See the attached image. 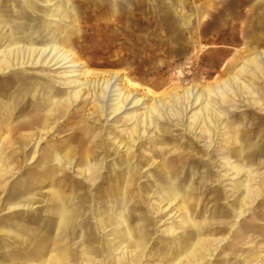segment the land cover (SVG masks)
<instances>
[{
  "label": "rangeland",
  "instance_id": "1",
  "mask_svg": "<svg viewBox=\"0 0 264 264\" xmlns=\"http://www.w3.org/2000/svg\"><path fill=\"white\" fill-rule=\"evenodd\" d=\"M163 1L167 9H160L156 0L129 4V11L137 16L142 13L144 20L141 25L135 19L125 24L137 31L150 32L149 39L155 34L153 47L143 50L137 44L130 59L124 50L115 56L109 50L89 48L85 42H73L68 47L57 40L73 51V60L80 63L78 69L29 63L26 70L0 73V167L5 166L7 180L20 177V157L10 149L13 144L8 147L6 128L16 120H9L7 114L16 112L22 97L29 99L36 90L23 92L21 82L25 76L30 79L49 74L55 85L53 93L58 94L54 97L60 104L53 112L52 126L40 130L38 142L33 143L38 159L46 151L52 156L50 163L57 169L59 181L67 189L84 194L83 198L92 193L93 206L85 199L81 208L89 226H96V212L109 211L112 206L125 209L130 216L129 222L123 217L115 218L114 226L101 232L110 233L108 242L120 240L102 264H223L227 232L240 231L238 227L247 236L239 245L244 250L241 256L246 258L256 251L257 256L261 255L259 263L264 264V70L250 62L257 49L263 52L260 53L264 59V31L258 26L264 25V0ZM175 6L182 21L173 26L165 11ZM173 29L177 37H173ZM249 29L251 32L245 35L243 31ZM32 44L47 42L40 39ZM242 53H246L245 60ZM236 54H240L238 62L242 63L228 65ZM5 58L1 52L0 64ZM110 72H118L119 78L117 92L105 107L96 95V90L99 92L96 83ZM231 74L248 84L251 105L245 104L249 97L244 96L243 102L242 97L230 94L235 85L232 82H226L228 90L224 94L214 92ZM77 81H87V85ZM191 86L211 94L205 101L194 102L186 115L169 110L153 117L147 114L148 107H155L156 98L169 106L175 101L182 106L188 104L182 100V94ZM44 90L37 89L35 96L47 95ZM120 92H133L140 102L133 107L126 105V109L113 115L122 97ZM210 106L218 113L221 127L214 141L209 138L212 134L206 131L205 122L196 123L193 119ZM207 121L214 124L209 118ZM35 175L41 184H36L23 199L16 187L6 184L8 205L2 211L8 248H28L31 241L40 237L51 246L46 203L50 185ZM128 191L130 197L125 202L123 195ZM172 192L177 197L174 202H170ZM11 199L20 205L11 207ZM105 199L106 205L102 202ZM233 204L241 207L237 221V212L230 208ZM225 210L231 213L226 214ZM224 216L227 224L223 222ZM258 222L260 229L253 232ZM125 223L135 237L129 246ZM225 225L227 230H223ZM184 244L187 251H182ZM174 248L179 249L178 254ZM52 253L38 262H63H58ZM59 253L62 255V251ZM100 256L91 252L89 262L78 259L76 264H99ZM61 258L64 260L65 256ZM7 259L18 262L15 255H8Z\"/></svg>",
  "mask_w": 264,
  "mask_h": 264
},
{
  "label": "crops",
  "instance_id": "2",
  "mask_svg": "<svg viewBox=\"0 0 264 264\" xmlns=\"http://www.w3.org/2000/svg\"><path fill=\"white\" fill-rule=\"evenodd\" d=\"M156 1L160 9L166 7L163 0ZM255 2L256 0H254V3ZM132 3L138 5L141 3V0H77L76 2L75 0H0V53L3 52L6 55L5 60H1L0 68H3V70H0V73L6 74L10 70L17 69L8 67L11 60L9 54L14 49L20 47L34 49L56 44L73 54V51L63 47L56 42L57 40H62L63 45L68 47H72L73 42H85L89 48H99L105 51L109 50L115 56H118L120 50H124V54L128 59L132 58L134 55L135 46L138 47V45H141L143 50L151 49L155 44V42H153L154 33L151 35L153 38L149 39L150 32L137 31L136 29H132L129 23L125 24L129 19H135L138 24L141 25V22L144 20L142 13L137 16L134 12L129 11L128 6ZM165 12L173 26L182 21L176 6ZM258 26L263 28L262 31H264L263 24ZM82 28L84 29L82 30ZM250 30L252 29L244 30L243 32L245 35H249L251 32ZM172 35L173 37H177L178 34L175 29H173ZM39 38L42 41H46L47 44H32L39 41ZM260 52L262 51L258 49L255 50L254 59L250 62L255 66H260L264 70V59L261 57L262 54ZM241 56L244 60L246 59V53H242ZM239 58L240 54H236L235 58L228 62V65L232 62H238ZM116 62L121 64L119 60H116ZM241 63L242 62H238V65ZM18 68L26 70L25 67ZM43 76H37L35 79H29L25 76L24 81L21 82V87L24 93H27L30 88L37 90L43 87L42 89H45L44 92L47 95L35 96L36 90H34L29 99L26 96L22 97V102L16 112H12V114L8 112L7 114L9 115V120H13V118L17 120L10 125L7 124L6 128L8 127V147L13 144V147L11 146L10 149L14 150L20 157V163L18 165L20 177L14 181L12 179L7 180L5 166L2 168L0 167V264H54V262H38L43 259V256H49L52 252L53 257L55 256L54 258L58 262L64 261L59 264H76L78 259L81 260L82 263H87L92 259L90 257L91 252L100 253L99 264H102L104 258L111 255L110 250L116 248L120 240L115 239V236L113 243L111 241L108 242L106 238L110 233L104 235L101 232H105L106 228L109 226H114L116 222L115 218L118 220V217H124L125 221L129 222L130 216H128V213L127 215L125 214V209L124 211L118 210L117 207L112 206L109 211L104 210L96 212L94 218H96L97 224L96 226H89L83 212H81V208L82 204L85 202L83 200L85 199L86 202L88 200L90 201L91 204H89V206H93L95 199L92 193L83 198L82 195L84 194L76 191L72 192L67 189L68 186L62 183V181H59L61 178L58 179L57 177V173L55 172L57 169L51 166L50 160H52V158L50 157L52 156H49V153L44 152L42 155L39 154L40 157L38 159V151L36 147L33 149V143L38 142L40 130L52 126V123H54L53 112L56 110L55 107L60 104V100L54 97L53 87L55 85L51 80L52 76L49 74H43ZM15 78H19L17 74ZM224 81L225 84H227L226 82H232L235 85L239 84V88H232L230 94L233 93L232 95L239 96L240 98L242 97L241 99L245 102L243 97H249L247 94L249 89V86H247L248 84L236 74H231L227 78H224ZM4 88L6 92L7 87ZM38 101L40 103H38ZM245 104L251 105L250 97ZM12 111H15V108H13ZM3 112H5V109ZM36 159L38 161L34 162ZM36 173L39 178L50 185L46 203L49 207V212L51 211L47 227L50 233L48 235H50L51 246L49 248V243H45V240L40 237L31 241L28 248H8L6 219L2 211H5L8 205L6 184L9 182L11 188L13 187L15 189L16 187L20 193L21 199H23L28 193L33 191L32 188L36 186V184H41V181L36 179ZM55 195L60 196V206L57 205L59 201H56L57 196ZM106 200L107 199L104 200L105 202L102 201L104 205L107 204ZM19 203L20 202L17 200L11 199L9 205L11 207H18V205H20ZM86 205H88V203H86ZM53 210L56 211V213ZM127 227V243L129 246L131 243H134L132 241L130 242L131 238L135 237L131 233L132 228L129 227V225H127ZM226 227L225 225L223 230H225ZM238 228L240 231L235 230L232 232L229 230L230 232H227V238L224 242L226 244L223 249V264H260L261 255L259 252V256L256 255V251L246 258L241 256L244 250H242L239 245L244 243L247 236L242 227ZM259 229L260 224L258 222L257 229L253 232H257ZM140 236L142 237V235ZM238 247L239 249H237ZM59 251H62V255ZM176 251L178 254L179 249L177 248ZM229 252L230 254L228 255ZM8 255L17 256L18 260L16 261L18 262H8ZM63 256H65V258H63L64 260L61 258ZM110 264H112V262Z\"/></svg>",
  "mask_w": 264,
  "mask_h": 264
},
{
  "label": "bare ground",
  "instance_id": "3",
  "mask_svg": "<svg viewBox=\"0 0 264 264\" xmlns=\"http://www.w3.org/2000/svg\"><path fill=\"white\" fill-rule=\"evenodd\" d=\"M28 44V43H27ZM30 45V44H29ZM42 47V46H41ZM9 56L11 57L10 60V65L8 66L9 68H17L18 67H26L27 64H32V63H39V64H43L44 66H49V65H55L56 67H74V69H78L80 66L79 61H74L73 60V55L72 53H70L69 51H67L66 49L58 46V45H49L43 48H34V49H28L25 47H20L17 49H14ZM82 65V63H81ZM7 68V67H6ZM8 68V69H9ZM50 68V67H49ZM73 69V70H74ZM0 70H3V68H0ZM75 71V70H74ZM43 76V75H42ZM44 77V76H43ZM37 78V77H36ZM46 78V77H45ZM59 78V77H58ZM69 78V77H68ZM118 72H110V75L107 78H104L101 82H97V86H99V92L98 90H96V95L97 97L102 99V102L104 104L105 107H107L109 105V98L114 96V92H117V84H118ZM27 79V77H26ZM35 79V78H34ZM40 79V78H39ZM43 79V78H42ZM47 80V79H46ZM34 81V80H33ZM48 81V80H47ZM93 81V80H92ZM25 83V82H24ZM42 83V82H41ZM78 84L80 85H87V81H77ZM30 84V82H29ZM47 85V84H46ZM73 85V84H72ZM22 86V85H21ZM33 86V85H31ZM52 87V86H51ZM74 87V86H73ZM43 88V87H42ZM96 88V86L94 87ZM233 88L238 89L239 87L236 85H233ZM27 89V88H26ZM54 89V87H53ZM52 89V90H53ZM94 90V89H93ZM228 90V86L224 84L222 85H218L215 87V93L218 95L224 94L225 91ZM50 92V91H49ZM62 93V92H61ZM111 93V94H110ZM95 94V93H94ZM211 93L206 91V90H199V88L191 86L189 87L183 94H182V100L183 101H188V104H184L179 105L178 102H174L172 103L170 106L165 103L161 98H156L154 99V103H155V107H148L147 108V114L151 117L158 115L159 112H163V114L168 113L169 111L172 112H181L184 115H186V110L187 109H192L195 105V103H198L202 100H207L209 95ZM56 95V94H55ZM61 95V94H60ZM120 95H122V97L120 98V101L118 102V104L114 107L113 109V115L118 114L119 112H121L123 109H126V105H128L129 107H133L135 105H137L140 102L139 98H134V94L133 92H127V93H122L120 92ZM39 98V97H38ZM26 100V99H25ZM44 101V100H43ZM83 101V100H82ZM45 102V101H44ZM48 102V101H47ZM52 102V101H51ZM195 102V103H194ZM38 103H40L38 101ZM47 104V103H46ZM28 105V104H27ZM29 106V105H28ZM46 106V105H45ZM44 106V107H45ZM27 109V108H26ZM23 111V110H22ZM21 111V112H22ZM26 111V110H25ZM105 112H107V109L105 110ZM20 113V112H19ZM82 113V112H81ZM100 113V112H99ZM22 115V114H20ZM69 115V114H68ZM109 115V114H108ZM107 115V116H108ZM9 116V115H8ZM18 116V115H16ZM33 116V115H32ZM80 116V115H79ZM64 117V116H63ZM81 117V116H80ZM76 118V117H75ZM186 118V117H185ZM211 119L214 121V124H209L207 119ZM19 119V118H18ZM64 119V118H63ZM193 119L196 121V123H200V122H205V128L206 131L209 132V134H212L209 138L210 140L214 141V135L216 134L217 130L220 129L221 127L219 126V118H218V113L210 106L205 112H200L197 113L195 117H193ZM77 120V118H76ZM17 121V120H16ZM75 121V120H74ZM85 121V120H84ZM224 121V120H223ZM221 122V121H220ZM89 123V122H88ZM90 124V123H89ZM218 124V125H217ZM66 126V125H65ZM68 126V125H67ZM77 127V125H75ZM225 127V126H224ZM60 129V128H58ZM67 130V128L65 129ZM58 131V130H57ZM79 132V131H78ZM227 134V133H226ZM25 135V134H24ZM66 136V135H65ZM68 137V136H67ZM154 137V136H153ZM190 137V136H189ZM18 138V137H17ZM21 138V137H20ZM49 138V137H48ZM61 140V139H60ZM156 140V139H155ZM196 140V139H195ZM48 141V140H47ZM234 141V140H233ZM156 142V141H155ZM44 143V142H43ZM52 143V142H51ZM197 143V142H196ZM27 145V144H26ZM155 145V144H154ZM224 145V143H223ZM233 145V144H232ZM231 145V146H232ZM241 145V144H239ZM24 146V145H23ZM45 146V144H44ZM69 146V145H68ZM55 147V146H54ZM252 147V146H251ZM47 148V147H46ZM173 148V147H172ZM43 150V147L41 148ZM45 149V148H44ZM65 149V148H64ZM159 149V148H158ZM192 149V148H191ZM31 150V149H30ZM152 150V149H151ZM161 150V149H160ZM58 151V149H57ZM68 151V150H67ZM31 152V151H30ZM46 152V151H45ZM153 152V151H152ZM165 151H163L164 153ZM66 153V152H65ZM227 154V153H226ZM230 154V153H229ZM245 154V153H244ZM42 155V154H41ZM193 155V154H192ZM132 156V154H131ZM179 156V154H178ZM184 156V155H183ZM44 157V156H43ZM42 157V158H43ZM71 157V156H69ZM80 157V156H79ZM191 157V156H190ZM241 157V156H240ZM65 158V157H64ZM79 159V158H78ZM42 160V159H41ZM181 160V159H180ZM194 160V159H193ZM38 161V160H37ZM66 161V160H65ZM43 162V161H42ZM138 162V161H137ZM126 163V162H125ZM80 164V162H79ZM211 164V163H210ZM137 165V164H136ZM257 165V164H256ZM113 168V167H112ZM128 171V170H127ZM56 174V173H55ZM60 175V174H59ZM157 177V176H156ZM239 177V176H238ZM156 181V180H155ZM208 182V181H207ZM239 182V181H238ZM159 183V182H158ZM69 184V183H68ZM239 184V183H238ZM241 184V183H240ZM53 185V184H52ZM51 185V186H52ZM96 185V184H95ZM207 185V184H205ZM141 187V186H140ZM86 190V189H85ZM113 191H117L116 189ZM127 191V190H126ZM170 193V191H168ZM227 192V191H226ZM243 192V191H242ZM56 193V191H55ZM86 193V192H85ZM231 193V192H230ZM51 194V193H50ZM129 191L126 193V195H123L125 202H127L129 200ZM57 196V195H55ZM73 196V195H72ZM172 200L170 202H174L176 200V196H174V193H171ZM257 197V196H256ZM255 197V198H256ZM154 198V197H153ZM194 199V197H192ZM54 199V197H53ZM109 199V198H108ZM191 199V198H190ZM189 199V200H190ZM56 201H59V203L57 204L58 206H60L61 203V199L60 196H57ZM80 201V200H78ZM109 201V200H108ZM77 202V201H76ZM179 202V201H178ZM108 203V202H107ZM194 203V202H193ZM122 204V203H121ZM190 204V203H189ZM80 206V205H79ZM96 206V204H95ZM52 207V206H51ZM98 207V205H97ZM115 207V206H114ZM162 207V206H161ZM229 207V206H228ZM249 207V206H248ZM49 208V207H48ZM58 208V207H57ZM80 208V207H79ZM91 208V207H90ZM233 210H235V212H237V216H236V221L238 219H240L241 216V207L237 206L236 204L231 205V207ZM52 209V208H51ZM86 210V208H84ZM156 209V208H155ZM172 209V208H171ZM103 210V208H102ZM117 210V209H116ZM54 211V210H53ZM58 211V209H57ZM51 212V211H50ZM56 213V211H54ZM121 212V211H119ZM117 212V213H119ZM226 214H230L231 211H227L225 210ZM122 213V212H121ZM165 213V212H164ZM77 214V213H76ZM211 214V213H210ZM20 216V215H19ZM101 216V215H100ZM187 216V215H186ZM209 216V215H208ZM52 217V216H51ZM71 217V216H70ZM142 217V216H141ZM76 218V217H75ZM124 218V217H123ZM134 218V216H133ZM145 218V217H144ZM92 219V218H91ZM105 219V218H104ZM168 219V218H167ZM125 220V219H124ZM105 221V220H104ZM111 221V220H110ZM134 221V220H133ZM59 222V221H58ZM75 222V221H74ZM79 222V221H78ZM112 222V221H111ZM126 222V221H125ZM223 222L225 224H227V219L224 216V220ZM222 222V223H223ZM215 223V222H213ZM74 224V223H73ZM126 224V223H125ZM124 224V225H125ZM127 225V224H126ZM21 226V225H20ZM71 227V226H70ZM107 227V226H106ZM158 227V226H157ZM67 228V226H66ZM71 229V228H70ZM76 229V228H75ZM96 229V228H95ZM234 229V228H233ZM127 230V229H125ZM220 230V229H219ZM232 230V229H231ZM65 231V229H64ZM67 231V230H66ZM195 231V229H194ZM56 232V231H55ZM60 232V231H59ZM100 232V231H99ZM185 232V231H184ZM230 234V233H229ZM108 235V234H107ZM73 236V235H72ZM211 237V236H210ZM78 238V237H77ZM101 238V237H100ZM150 238V237H149ZM177 239V238H176ZM65 240V239H64ZM68 240V239H67ZM61 241V240H59ZM132 241V240H131ZM130 241V242H131ZM212 241V240H211ZM232 241V240H231ZM112 242V241H111ZM129 242V243H130ZM146 242V241H144ZM148 242V241H147ZM176 243V242H175ZM212 243V242H210ZM178 244V243H177ZM187 244V243H186ZM190 244V243H189ZM219 242L216 243V246H218ZM125 246V245H124ZM169 246V245H168ZM180 246V245H179ZM189 246V245H188ZM192 246V245H191ZM210 246V245H209ZM213 246V245H212ZM84 247V246H83ZM100 247V246H99ZM186 245L184 244L183 246V250H186ZM220 248V246H219ZM123 249V248H122ZM145 249V248H144ZM169 249V248H168ZM176 248H174L175 250ZM190 249V247L188 248ZM120 250V249H119ZM197 250V249H196ZM199 250V249H198ZM187 251V250H186ZM202 251V250H201ZM208 251V250H207ZM69 252V250H68ZM227 252V251H226ZM205 253V252H204ZM211 253V252H210ZM230 254V252L228 253V255ZM69 255V254H68ZM181 255V254H180ZM178 256V255H177ZM85 257V256H84ZM204 257V256H203ZM72 259V258H71ZM205 259V258H204ZM110 260V259H109ZM88 261V260H87ZM64 262V261H63ZM139 262V261H138ZM177 263V262H176ZM188 263V262H187ZM180 264V263H179ZM208 264V263H207ZM211 264V263H210Z\"/></svg>",
  "mask_w": 264,
  "mask_h": 264
}]
</instances>
